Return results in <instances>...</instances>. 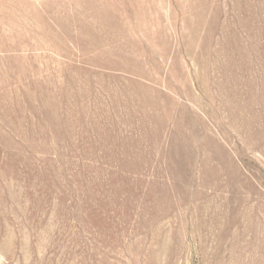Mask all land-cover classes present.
Masks as SVG:
<instances>
[{
    "label": "rangeland",
    "instance_id": "rangeland-1",
    "mask_svg": "<svg viewBox=\"0 0 264 264\" xmlns=\"http://www.w3.org/2000/svg\"><path fill=\"white\" fill-rule=\"evenodd\" d=\"M0 264H264V0H0Z\"/></svg>",
    "mask_w": 264,
    "mask_h": 264
}]
</instances>
